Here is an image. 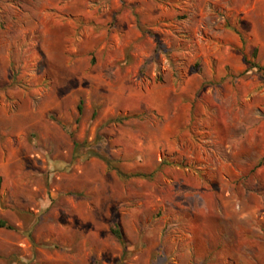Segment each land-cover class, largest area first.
Instances as JSON below:
<instances>
[{
    "label": "rangeland",
    "instance_id": "1",
    "mask_svg": "<svg viewBox=\"0 0 264 264\" xmlns=\"http://www.w3.org/2000/svg\"><path fill=\"white\" fill-rule=\"evenodd\" d=\"M253 63L264 0H0V264H264Z\"/></svg>",
    "mask_w": 264,
    "mask_h": 264
},
{
    "label": "trees",
    "instance_id": "2",
    "mask_svg": "<svg viewBox=\"0 0 264 264\" xmlns=\"http://www.w3.org/2000/svg\"><path fill=\"white\" fill-rule=\"evenodd\" d=\"M253 67H247L246 68V72L250 71L251 68H256L255 71L259 72L260 74H262V76L264 77V72L262 70H264V67L260 66L259 64L257 63H253L252 64ZM81 105H79V109H81ZM162 162H166V163H169L167 160H162ZM117 171L118 173L121 175V176H142V177H147V176H151L153 173H146V172H141V171H134V172H126L120 168H117ZM0 226H7L8 228H13L12 225H9L5 220L3 219H0ZM112 232L118 237V238H122V233L119 229V226L118 224H113L112 225Z\"/></svg>",
    "mask_w": 264,
    "mask_h": 264
}]
</instances>
